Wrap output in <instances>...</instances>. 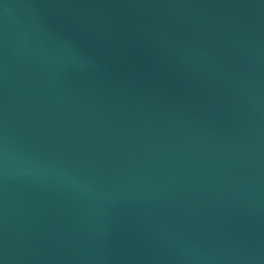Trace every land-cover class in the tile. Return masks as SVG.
<instances>
[{
  "label": "water",
  "instance_id": "95a60500",
  "mask_svg": "<svg viewBox=\"0 0 264 264\" xmlns=\"http://www.w3.org/2000/svg\"><path fill=\"white\" fill-rule=\"evenodd\" d=\"M0 264H264V0H0Z\"/></svg>",
  "mask_w": 264,
  "mask_h": 264
}]
</instances>
